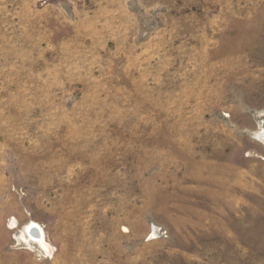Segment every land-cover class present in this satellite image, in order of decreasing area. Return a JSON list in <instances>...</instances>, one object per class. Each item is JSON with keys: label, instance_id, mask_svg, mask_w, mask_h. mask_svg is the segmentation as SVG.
<instances>
[{"label": "rangeland", "instance_id": "obj_1", "mask_svg": "<svg viewBox=\"0 0 264 264\" xmlns=\"http://www.w3.org/2000/svg\"><path fill=\"white\" fill-rule=\"evenodd\" d=\"M0 264H264V0H0Z\"/></svg>", "mask_w": 264, "mask_h": 264}, {"label": "bare ground", "instance_id": "obj_2", "mask_svg": "<svg viewBox=\"0 0 264 264\" xmlns=\"http://www.w3.org/2000/svg\"><path fill=\"white\" fill-rule=\"evenodd\" d=\"M26 230L28 232H30L31 234H33L34 236H36V234L39 233L40 234V238L37 239V240H39L40 243L42 244V246H45V248L47 249V251L49 253H51V250L49 249L48 245L46 243H44V240H43V236H44L43 235V231L38 226H36L35 224H32V225L28 226L26 228Z\"/></svg>", "mask_w": 264, "mask_h": 264}]
</instances>
